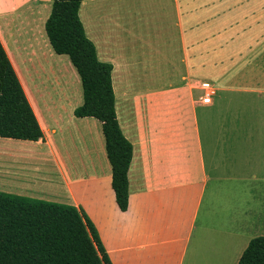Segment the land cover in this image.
<instances>
[{
    "label": "crops",
    "instance_id": "1",
    "mask_svg": "<svg viewBox=\"0 0 264 264\" xmlns=\"http://www.w3.org/2000/svg\"><path fill=\"white\" fill-rule=\"evenodd\" d=\"M53 1L0 0V42L43 133L0 137V191L82 208L112 264H237L249 240L264 235V0H153L166 3L157 20L166 15L170 39H182L177 52L144 47L138 35L127 46L122 33L95 44L113 64L116 114L132 144L125 211L101 122L74 115L80 75L48 40ZM113 43L121 57L105 56ZM159 78L168 84L135 89ZM202 83L214 93L210 105L195 98ZM234 106L246 109L231 113ZM224 116L230 127L219 128Z\"/></svg>",
    "mask_w": 264,
    "mask_h": 264
},
{
    "label": "trees",
    "instance_id": "2",
    "mask_svg": "<svg viewBox=\"0 0 264 264\" xmlns=\"http://www.w3.org/2000/svg\"><path fill=\"white\" fill-rule=\"evenodd\" d=\"M84 0H54L45 22L48 40L77 69L83 103L77 117L101 122L111 164V186L121 211L128 207L127 171L132 144L120 128L113 64L99 59L80 11ZM0 137L36 141L40 125L0 42ZM0 264H112L98 230L82 208L0 191ZM237 264H264V235L253 237Z\"/></svg>",
    "mask_w": 264,
    "mask_h": 264
},
{
    "label": "rangeland",
    "instance_id": "3",
    "mask_svg": "<svg viewBox=\"0 0 264 264\" xmlns=\"http://www.w3.org/2000/svg\"><path fill=\"white\" fill-rule=\"evenodd\" d=\"M153 0H84L80 15L82 22L84 24L85 30L87 35L90 37L91 40L99 47L104 46L103 38H109L112 36L114 38L115 35L121 36L122 33L126 38L124 42L127 46L134 45L133 41H129L130 39L134 38V36H141V41L143 46L146 45H153L155 48L158 47L160 49H166L164 46H172L175 47V51L180 49V44L182 39L174 38V40L170 39L171 34V24H168L166 21V15L164 16V20H157L158 15L156 12L162 10L166 3L163 6L157 7V5L152 4ZM165 9V8H164ZM158 10V11H157ZM198 23L192 22L191 23V31L197 32L198 31ZM168 28V31H167ZM168 32V39L167 37ZM193 36V35H192ZM140 40V39H139ZM139 40H137L139 42ZM191 41L193 42L194 39L192 37ZM121 47V49L119 48ZM170 48V47H169ZM123 51V46L116 45L115 43L112 44V47L106 49L104 51L105 56L110 57H121V53ZM150 52V48H148ZM149 54V53H148ZM147 57V56H146ZM150 58V56L148 55ZM171 56H169V65L171 63ZM147 59V58H146ZM145 59V60H146ZM177 57L175 55V61ZM148 60L147 73H150V64L151 61ZM162 63L166 65L165 61L162 60ZM164 65V66H165ZM166 65V67H168ZM120 75L118 71L116 72V81L120 79ZM169 81L164 78L153 79L150 82L136 86L138 88H152L158 89L164 87L168 84ZM198 88L196 93V99L201 104H208L212 103H203L202 98L209 93L212 96L214 93L210 86H203ZM133 85V86H134ZM209 85V84H208ZM121 89V88H120ZM237 107V106H236ZM235 106L230 108L231 113L241 112L242 110L245 111L246 108H236ZM117 108L120 116L122 117L124 114V103L123 99L120 97L117 102ZM224 111V110H223ZM243 111V112H244ZM219 128L223 127H230V119L225 118V116L220 120ZM10 149V147H8ZM229 185V182L226 183ZM216 186L215 182H211L209 187V192H207L205 197V204L202 207L201 212L205 214L207 202L211 201V187L212 189ZM198 234V232H197ZM197 237H195L194 241L191 244V249L193 248V244L196 242Z\"/></svg>",
    "mask_w": 264,
    "mask_h": 264
},
{
    "label": "built area",
    "instance_id": "4",
    "mask_svg": "<svg viewBox=\"0 0 264 264\" xmlns=\"http://www.w3.org/2000/svg\"><path fill=\"white\" fill-rule=\"evenodd\" d=\"M203 86H208V87H209V85H208L207 83H204ZM202 102H203V103H208V102H210V95H209V93H207V94L202 98Z\"/></svg>",
    "mask_w": 264,
    "mask_h": 264
}]
</instances>
